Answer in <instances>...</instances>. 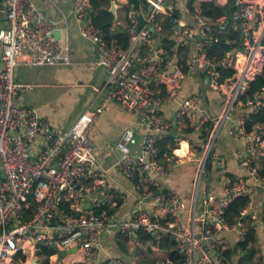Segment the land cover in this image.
I'll use <instances>...</instances> for the list:
<instances>
[{
    "label": "built area",
    "instance_id": "obj_1",
    "mask_svg": "<svg viewBox=\"0 0 264 264\" xmlns=\"http://www.w3.org/2000/svg\"><path fill=\"white\" fill-rule=\"evenodd\" d=\"M147 1L152 6L139 11L144 17L141 26L139 12L128 10V43L124 45L117 38L106 39L94 24L90 0H74L72 17L82 38L93 45L94 63L106 69V77L97 88L102 94L99 103L64 128L20 100L15 68L21 54L25 55L21 62L29 65L72 64L71 46L62 35L67 24L59 26L32 0H5L7 25L0 28V264H31L15 256L26 237L61 249L76 247L81 257L91 254L96 259L109 226L135 233L137 242L141 229L156 238L170 235L182 255L181 264H230L223 233L234 229L239 232L237 239L244 240L249 222L264 225L255 208L257 195L264 198V172L258 164L264 122L252 120V114L264 108V85L249 90L264 60V0H232L238 35L235 41H225L232 48L239 43L235 58L207 54V44L218 37L202 26V17L192 7L195 25L182 11L174 10L169 0ZM165 17L175 27L172 47L164 44L161 21ZM63 19L66 22L67 15ZM225 27L222 23L221 28ZM54 28L61 31L59 38L52 34ZM179 50L186 53L185 62L180 61ZM231 65L234 72L221 79L219 67ZM190 69L204 75L220 92L219 113L203 111L197 116L200 91L181 96ZM169 100H179L171 118L161 111ZM110 101L129 110L142 127L141 132L125 127L113 144L120 152L114 167L134 180L139 193L133 216L123 220L114 218L108 203L112 197L117 202L125 200L126 193L111 189L108 170L97 168L90 137L91 127ZM227 121L231 136L243 141L233 154L245 174L224 175L221 194H216L208 183L202 188V179L209 162L207 176L214 170L218 174L222 167L218 139ZM185 125L199 132V141L182 135ZM172 130L179 145L161 152L157 141ZM192 159L195 170L187 202L177 191L164 187L160 178ZM242 194L247 201L231 216L230 203ZM54 264H65L64 256L59 255Z\"/></svg>",
    "mask_w": 264,
    "mask_h": 264
},
{
    "label": "crops",
    "instance_id": "obj_2",
    "mask_svg": "<svg viewBox=\"0 0 264 264\" xmlns=\"http://www.w3.org/2000/svg\"><path fill=\"white\" fill-rule=\"evenodd\" d=\"M36 6L42 8L47 16L51 19L57 20L59 26L67 27L62 29L63 38L69 42L71 46L72 64H55V65H29L22 63L24 54L18 56L19 64L15 68V80L21 84L19 89L20 100L33 107H36L38 112L44 117L48 118L50 122L60 127H70L76 117L84 110L90 108L94 104H98L101 100L102 94L97 91L106 77V69L94 63L93 45L84 40L79 33L77 22L73 19L71 11L74 0H32ZM172 8L178 12L182 11L185 17L190 20L191 25H195V20L189 6L184 0H169ZM128 0H111V5H115V18L111 24V29H116L125 26L126 5ZM149 3V2H148ZM5 0H0V28L7 25L4 9ZM110 5V8H111ZM152 5L149 3V7ZM147 10H140L144 13ZM139 12V13H140ZM63 15H67L68 20L65 22ZM162 16V15H159ZM225 15L220 16L210 25V29L219 32H228V27L221 28V24L225 23L227 18ZM227 16V15H226ZM164 18H162L163 20ZM164 37L171 40L175 36V27L171 23H161ZM235 29V28H234ZM237 34L230 37L233 41L236 40ZM238 42V41H236ZM231 45V44H230ZM240 48L239 43L235 44L234 48L227 52V55L236 57L235 50ZM0 43V56H1ZM235 59L233 61V64ZM1 64V59H0ZM232 66V65H231ZM230 67V66H227ZM227 77V76H226ZM208 85V87H207ZM200 91L202 93L200 102V111H197V116L203 111H208L211 114H217L223 105V97L218 90H215L207 81L206 77L196 70L190 69L186 72L183 79L181 96H185L191 92ZM179 100H169L163 103L161 107L162 114L167 117H173ZM227 121L223 128L219 139L218 149L221 153L220 157L223 159L222 167L217 172L211 171L210 176L205 173L202 179V188L221 194L222 178L224 175L245 174V170L238 164L237 158L233 151L235 148L243 145V141L234 138L229 133ZM128 126L135 127L137 131L141 132L142 127L136 122L133 114L122 107L120 104L110 101L106 104L103 112L98 117L95 124L90 129V137L93 142L95 153L97 156V168L108 170V183L115 192H125L126 199L117 202L115 197H112L108 203L109 209L116 220L129 219L133 216L136 208L138 191L134 187V180L128 176L120 173L115 167L114 162L119 156L118 149L113 147L114 142L118 138L120 132ZM182 135L192 138L194 141H199V132L191 128L183 127ZM140 139V138H139ZM139 141L135 143L134 149L137 148ZM264 162V148L259 156L258 164L263 166ZM184 166L178 165L172 169L167 177L160 178L164 187L172 189L180 193L187 202L190 200L191 184L193 179V168L189 169V180L191 182L190 188L181 187V179L178 178L182 174ZM195 170V165H194ZM191 176V177H190ZM212 176L211 184L205 181L206 178ZM107 187V185H106ZM88 201L85 202L87 204ZM151 208L149 204H146ZM257 213L264 215L260 209V203L257 201L255 206ZM237 211H230L232 216ZM253 229L252 239L249 240L248 249L243 251L237 245V237L239 232L237 230H229L223 233V237L227 241V245L232 244L235 251L230 258V264H264V225L253 224L249 222L247 233ZM168 235V234H166ZM247 235V234H246ZM135 233L128 231L119 232L114 226L107 227L101 238V243L97 249V257L93 259L90 255L81 257L82 251L80 249L70 250L67 254H75L76 257L73 264H166L168 261L161 260L149 253L148 244L135 240ZM247 236H245L246 238ZM244 238V240H245ZM243 240V239H242ZM43 245L38 243L32 237L23 238L15 253V256L22 261H29L31 264L41 261L45 264H54L58 256L61 255L55 250L52 254H46L42 250ZM52 246V245H49ZM61 255V256H65ZM35 257V259H34ZM73 255L70 256L72 258ZM77 258V259H76ZM5 264H14V262H7Z\"/></svg>",
    "mask_w": 264,
    "mask_h": 264
},
{
    "label": "trees",
    "instance_id": "obj_3",
    "mask_svg": "<svg viewBox=\"0 0 264 264\" xmlns=\"http://www.w3.org/2000/svg\"><path fill=\"white\" fill-rule=\"evenodd\" d=\"M91 6L93 8L94 24L102 30L106 39L117 38L121 43L127 45L128 43V35L125 26L118 27L116 29H111V24L115 18V14L110 10L111 0H90ZM188 3L191 5L193 11H195L200 17L203 19V27H207L208 29L210 25L213 24L215 20H217L222 15H227V19L225 20V24L228 27V32H219L213 31L211 32L218 37L217 41H212L207 44V54L210 57L214 58H222L224 57L229 50L232 49L233 45H230L225 40L227 37H230L234 34H237V31L233 27L232 21V0H188ZM132 8L136 11L147 10L149 8V3L147 0H128L126 5V18H124L125 22H127V12ZM169 17H165L161 23L167 24L169 22ZM236 35V36H237ZM164 44H167L169 47H172L173 41L165 39ZM237 44V43H235ZM179 57L181 62H185L187 57L185 52L179 50ZM220 68V77L221 79L231 75L235 67H219ZM186 70V67H185ZM264 85V60L261 65V70L255 72L253 81L250 84V91H253L257 88H260ZM253 121H262L264 122V108L261 109L257 113L252 114ZM179 145V142L174 140V131H169L168 134L161 137L157 141L158 149L163 151H169L173 146ZM262 153V152H261ZM264 163V162H263ZM208 167H211V162L208 163ZM261 172H264V164L261 167ZM247 201V197L245 194L236 196L229 206V211H239V209L245 205ZM256 201L260 203V209L262 214L264 215V198L262 195H257ZM138 238L141 242H145L148 244L149 253L161 260H166L171 264H181L182 263V255L175 249L173 238L170 235H162L160 237H154L150 233L145 232L144 230L138 231ZM245 238V240H237V245L241 248V250L245 251L248 249L247 244L253 236V229H251ZM230 245H227L225 248L226 254L231 258L234 254V250ZM42 250L45 251L46 254H52L55 252L52 246H42ZM73 255L72 258L70 256ZM76 255L75 254H67L64 256L65 264H73Z\"/></svg>",
    "mask_w": 264,
    "mask_h": 264
},
{
    "label": "rangeland",
    "instance_id": "obj_4",
    "mask_svg": "<svg viewBox=\"0 0 264 264\" xmlns=\"http://www.w3.org/2000/svg\"><path fill=\"white\" fill-rule=\"evenodd\" d=\"M207 87H208V85H207ZM189 164H191L193 167H191V166H184L183 168V172H182V174H179L178 175V178H180L181 179V187H187V189H189L190 188V184H191V182L190 181H188L189 180V172H188V170L191 168H193V173L192 174H194V165H195V163H194V159H192L191 161H185V162H183L182 164H180V165H189ZM179 165V166H180ZM191 177V176H190ZM211 179H212V176L210 177V178H206L205 179V181H211Z\"/></svg>",
    "mask_w": 264,
    "mask_h": 264
},
{
    "label": "water",
    "instance_id": "obj_5",
    "mask_svg": "<svg viewBox=\"0 0 264 264\" xmlns=\"http://www.w3.org/2000/svg\"><path fill=\"white\" fill-rule=\"evenodd\" d=\"M110 10L113 12V13H115V5L114 4H112L111 5V8H110ZM138 18H139V26H141L143 23H144V17H143V15L141 14V13H139L138 14ZM52 34L56 37V38H59L60 37V35H61V31H60V29L59 28H54L53 30H52ZM52 247H53V249H55L58 253H60L61 255H65L67 252H69L70 250L72 251V250H76V247H72L71 249H61V248H59V247H57L55 244H52ZM34 259H35V257H34Z\"/></svg>",
    "mask_w": 264,
    "mask_h": 264
}]
</instances>
